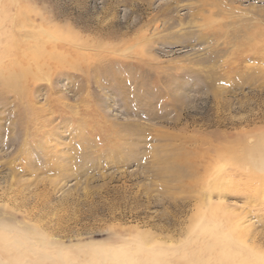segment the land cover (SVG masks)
<instances>
[{
	"label": "rangeland",
	"instance_id": "374dc122",
	"mask_svg": "<svg viewBox=\"0 0 264 264\" xmlns=\"http://www.w3.org/2000/svg\"><path fill=\"white\" fill-rule=\"evenodd\" d=\"M212 1L0 0L1 221L76 260L264 264V0Z\"/></svg>",
	"mask_w": 264,
	"mask_h": 264
},
{
	"label": "bare ground",
	"instance_id": "6f19581e",
	"mask_svg": "<svg viewBox=\"0 0 264 264\" xmlns=\"http://www.w3.org/2000/svg\"><path fill=\"white\" fill-rule=\"evenodd\" d=\"M212 4H213V8L216 10V9H220V4L222 3L213 0ZM223 194H224L223 192H220L221 196ZM214 205H218L221 208L222 206L226 207L224 201H214L212 197L210 198L208 197L206 206L210 208L211 206ZM19 208L20 207H18V209ZM27 214L28 213H26L25 215ZM32 214L34 215V212ZM243 215L237 214L236 216L242 220L244 217ZM29 220L32 222L30 224L33 226L34 230H29V228H26L27 226L21 227L13 222L0 220V264H117L118 263L117 261H115V258H113L115 256L110 254L111 251L105 252L104 249H94V250L92 249L91 252L88 251L87 253L82 254L80 256L77 254L78 255L77 258L80 257L79 258L80 260L74 259L76 257L67 258V255L65 254L66 252L65 248L61 249L62 243L56 237L48 235V233L46 234L45 233L46 231H43L44 229L42 225L33 221L34 220L33 217L29 218ZM147 234L151 235V233H147ZM142 236L144 237V235ZM148 257H151L150 259L153 262H156V264H162L161 258L150 255H148ZM136 263L137 262H133L132 264H136Z\"/></svg>",
	"mask_w": 264,
	"mask_h": 264
}]
</instances>
